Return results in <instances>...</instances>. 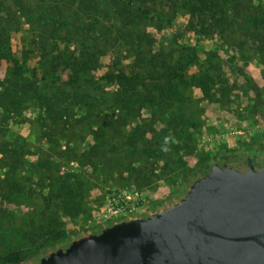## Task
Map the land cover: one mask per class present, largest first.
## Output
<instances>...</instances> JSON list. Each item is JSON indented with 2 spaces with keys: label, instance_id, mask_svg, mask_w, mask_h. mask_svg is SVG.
Here are the masks:
<instances>
[{
  "label": "rangeland",
  "instance_id": "rangeland-1",
  "mask_svg": "<svg viewBox=\"0 0 264 264\" xmlns=\"http://www.w3.org/2000/svg\"><path fill=\"white\" fill-rule=\"evenodd\" d=\"M176 1L0 0V19L23 12L0 20V264L110 224L114 195L144 213L212 157L247 168L239 150L264 138V34ZM109 72L140 79L128 91Z\"/></svg>",
  "mask_w": 264,
  "mask_h": 264
},
{
  "label": "water",
  "instance_id": "water-1",
  "mask_svg": "<svg viewBox=\"0 0 264 264\" xmlns=\"http://www.w3.org/2000/svg\"><path fill=\"white\" fill-rule=\"evenodd\" d=\"M210 164L187 194L83 229L22 264H264V165Z\"/></svg>",
  "mask_w": 264,
  "mask_h": 264
},
{
  "label": "trees",
  "instance_id": "trees-1",
  "mask_svg": "<svg viewBox=\"0 0 264 264\" xmlns=\"http://www.w3.org/2000/svg\"><path fill=\"white\" fill-rule=\"evenodd\" d=\"M129 2L133 3H140L144 5L150 4H163L167 3L170 5L177 4L176 0H128ZM186 7L192 13V16L196 18L198 21H202L203 25L207 23H219L222 25L226 20H230L232 17L242 19L247 26L257 29L259 32L264 34V0H185ZM7 11H10L8 8ZM21 10L11 11L8 17H1V21L3 26H7L9 23L14 24L16 22L17 17L15 15H22ZM16 19H15V18ZM217 25V24H215ZM42 31H48V26L43 23L39 26ZM74 36L73 33H71ZM52 54L48 50L45 53V62L48 64L50 62V57ZM62 58L66 59V56L61 55ZM58 61V56L54 57L51 60V63L56 64ZM77 71H81L83 73V65L80 66L79 62L76 66ZM106 80L110 82H117L124 87V90L132 91V88H136L137 79H140L139 75H128L126 73H119V72H109L103 76ZM259 103H261L259 101ZM262 104V103H261ZM264 106V105H262ZM261 106L260 111L264 114ZM168 130V129H167ZM172 130H175L173 128ZM227 154L225 155V162H227ZM215 160L217 157H214ZM246 159V158H245ZM220 163H225L219 160ZM229 162V161H228ZM193 177H195L193 173ZM74 199V197L72 196ZM45 253V252H44ZM39 254V253H38ZM36 255L28 260H32L38 258L39 255ZM26 261V259L22 258L20 253H13L9 257H7V262L12 264H22Z\"/></svg>",
  "mask_w": 264,
  "mask_h": 264
},
{
  "label": "flooded vegetation",
  "instance_id": "flooded-vegetation-1",
  "mask_svg": "<svg viewBox=\"0 0 264 264\" xmlns=\"http://www.w3.org/2000/svg\"><path fill=\"white\" fill-rule=\"evenodd\" d=\"M239 154H244L245 158L244 162H246L247 164V168L249 166V164H252L255 166L256 169H261L264 165V138H262L259 142L249 146L246 149H241L238 152ZM216 161L220 164V165H227V163H220L217 158ZM211 164H210V160L208 163L204 164L203 167H199L196 168L193 173L195 175V180H198V175L201 174H206L209 170H210ZM246 168V169H247ZM245 169V170H246ZM191 179L186 180L182 185L178 186V190L171 195L172 196H183L185 194L188 193L189 189L191 186H189L187 188V186L190 184ZM193 186V185H192ZM146 212L142 213L145 214ZM95 231L99 232V229H95ZM70 244V238L68 240H64L62 242V244H57L56 247H54V249H56L57 247L63 248V247H67ZM47 254V250L45 251V253L43 255H39L38 258L32 259L31 261H39L41 257L46 256Z\"/></svg>",
  "mask_w": 264,
  "mask_h": 264
},
{
  "label": "built area",
  "instance_id": "built-area-1",
  "mask_svg": "<svg viewBox=\"0 0 264 264\" xmlns=\"http://www.w3.org/2000/svg\"><path fill=\"white\" fill-rule=\"evenodd\" d=\"M141 200L134 201L129 196L114 195L113 199L108 203V215L111 219L116 220L142 214L143 201Z\"/></svg>",
  "mask_w": 264,
  "mask_h": 264
}]
</instances>
